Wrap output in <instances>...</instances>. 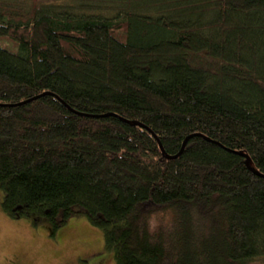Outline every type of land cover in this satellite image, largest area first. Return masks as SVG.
Listing matches in <instances>:
<instances>
[{"label":"trees","instance_id":"1","mask_svg":"<svg viewBox=\"0 0 264 264\" xmlns=\"http://www.w3.org/2000/svg\"><path fill=\"white\" fill-rule=\"evenodd\" d=\"M32 1L0 0L7 216L85 218L116 264L262 263L264 0Z\"/></svg>","mask_w":264,"mask_h":264},{"label":"rangeland","instance_id":"2","mask_svg":"<svg viewBox=\"0 0 264 264\" xmlns=\"http://www.w3.org/2000/svg\"><path fill=\"white\" fill-rule=\"evenodd\" d=\"M32 4V0H25ZM55 3L57 0H39ZM1 46L15 45L3 39ZM3 193L0 190V264H116L104 249L103 233L85 218H72L53 231L48 222L33 225L30 219H13L1 209ZM260 264H264V261Z\"/></svg>","mask_w":264,"mask_h":264},{"label":"water","instance_id":"3","mask_svg":"<svg viewBox=\"0 0 264 264\" xmlns=\"http://www.w3.org/2000/svg\"><path fill=\"white\" fill-rule=\"evenodd\" d=\"M159 145H160V144H159ZM161 148H162V146H161ZM166 157H169V156H166ZM245 163H246V165H248L249 168H251L250 165H249V158H248L247 156H246ZM251 170L254 171V169H252V168H251ZM254 172H255V171H254Z\"/></svg>","mask_w":264,"mask_h":264},{"label":"flooded vegetation","instance_id":"4","mask_svg":"<svg viewBox=\"0 0 264 264\" xmlns=\"http://www.w3.org/2000/svg\"><path fill=\"white\" fill-rule=\"evenodd\" d=\"M103 262L102 259L95 260L93 264H101Z\"/></svg>","mask_w":264,"mask_h":264}]
</instances>
